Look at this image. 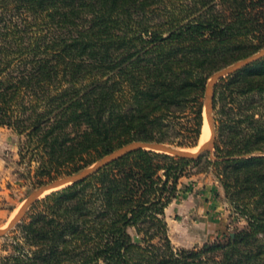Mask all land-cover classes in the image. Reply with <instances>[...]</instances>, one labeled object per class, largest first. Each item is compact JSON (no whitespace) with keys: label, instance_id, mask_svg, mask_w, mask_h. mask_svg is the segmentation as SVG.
I'll use <instances>...</instances> for the list:
<instances>
[{"label":"trees","instance_id":"16d2710c","mask_svg":"<svg viewBox=\"0 0 264 264\" xmlns=\"http://www.w3.org/2000/svg\"><path fill=\"white\" fill-rule=\"evenodd\" d=\"M263 47L264 0H0V127L46 176L132 141L194 145L209 75ZM213 108L243 228L174 247L165 209L194 160L141 149L37 199L0 264H264V57L220 79Z\"/></svg>","mask_w":264,"mask_h":264},{"label":"rangeland","instance_id":"374dc122","mask_svg":"<svg viewBox=\"0 0 264 264\" xmlns=\"http://www.w3.org/2000/svg\"><path fill=\"white\" fill-rule=\"evenodd\" d=\"M201 101L200 135L194 145L178 148L197 151L203 141L209 137L208 124L203 114L204 95ZM218 109H222V102ZM223 110L226 111L227 107H223ZM190 116L192 117L191 114ZM213 116L215 137L211 148L198 159L184 165V175L178 181L176 197L165 209L168 235L176 248L201 247L204 243L225 239L228 234L233 235L246 224L234 212L223 188V193L220 195L216 187L217 184L220 186L221 184L217 178L219 168L213 165L216 160L214 142L218 136V129L222 127L223 132L226 129V115L222 112L216 114L213 108ZM219 138L224 140L225 135ZM21 140L22 137L17 136L10 129L0 127V228H5L9 224L32 191L40 185L66 175L37 174L36 161L20 159ZM169 145L177 147L174 144ZM9 232L0 237V255L6 253L4 248L10 240L6 237ZM129 232L135 240L138 239L133 228H129Z\"/></svg>","mask_w":264,"mask_h":264},{"label":"water","instance_id":"95a60500","mask_svg":"<svg viewBox=\"0 0 264 264\" xmlns=\"http://www.w3.org/2000/svg\"><path fill=\"white\" fill-rule=\"evenodd\" d=\"M264 57V47L253 53L252 55L238 60L216 72H214L208 79L205 85L204 91V101H203V114L205 116V120L208 124L209 128V137L208 139L199 147L196 152H191L186 149H181L166 143L160 142H146V141H132L128 144H125L116 150L106 154L101 157L93 164L89 165L81 169L78 172L63 175L56 179H53L43 185H40L37 189L32 191L30 195L27 197L23 205L19 208L18 212L9 222V224L5 228H0V237L7 234L10 230H12L25 216L29 207L39 198L46 195L47 191H54L61 188H64L73 183H77L85 180L86 178L92 176L96 172H98L101 168L107 166L113 161L129 154L137 150H150L154 152L164 153L168 155H172L185 160H196L203 153L208 151L215 137V126H214V116H213V98L215 86L218 81L228 75L235 73L236 71L242 69L245 66H248L261 58Z\"/></svg>","mask_w":264,"mask_h":264},{"label":"crops","instance_id":"0c3cea01","mask_svg":"<svg viewBox=\"0 0 264 264\" xmlns=\"http://www.w3.org/2000/svg\"><path fill=\"white\" fill-rule=\"evenodd\" d=\"M217 190L220 193V195L223 193L222 187L220 185L217 184Z\"/></svg>","mask_w":264,"mask_h":264},{"label":"bare ground","instance_id":"6f19581e","mask_svg":"<svg viewBox=\"0 0 264 264\" xmlns=\"http://www.w3.org/2000/svg\"><path fill=\"white\" fill-rule=\"evenodd\" d=\"M208 135H209V129H208ZM205 140H206V139H205ZM205 140H204V141H205ZM204 141H203V143H204ZM203 143H202V144H203ZM202 144H201V145H202ZM188 151H189V150H188ZM191 152H196V150H195V151H191ZM47 192H49V191H47Z\"/></svg>","mask_w":264,"mask_h":264}]
</instances>
